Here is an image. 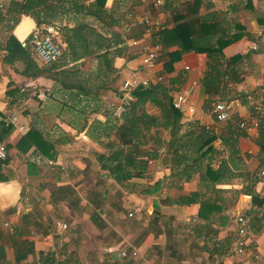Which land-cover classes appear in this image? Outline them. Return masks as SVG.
I'll list each match as a JSON object with an SVG mask.
<instances>
[{
	"label": "crops",
	"instance_id": "obj_1",
	"mask_svg": "<svg viewBox=\"0 0 264 264\" xmlns=\"http://www.w3.org/2000/svg\"><path fill=\"white\" fill-rule=\"evenodd\" d=\"M13 1L20 0H0V120L3 118L14 126L3 141L7 145L10 161H0V246L4 249L0 264H264V205H252L248 194H240L233 204L220 212L215 211L211 220H199L198 203L170 205L157 201L155 211V196L127 189L131 183L117 184L105 171L101 172L102 177L98 181H92L93 177L87 176L93 173L88 171L89 159L75 151L74 147L94 146L95 137H98L93 134L95 118L88 117L87 122L83 121L80 125L66 120L68 93L65 94L54 84L59 82L50 76L30 78L22 75V61L13 65L2 61L6 37L13 34L38 63L43 64L32 46L27 44L30 34L37 27L35 19L29 14H21L14 23ZM115 1L106 0L105 5L114 6ZM222 1L226 5L230 2ZM251 4L254 21L246 27L247 34L223 49L226 57L252 51L247 59L238 62L242 80L236 84L240 85L242 93L248 94L247 98L251 92L243 88H259L261 94L264 90V47L260 35L264 23L258 20H264V0H251ZM69 13L76 14L74 11L58 13L50 23L60 28L55 37L60 47H64L61 34L67 30L57 20L64 19ZM143 14L137 18L140 31L139 21ZM134 26L126 25L130 27V32ZM137 38L140 39L141 35ZM255 42L259 43L258 48L252 49ZM173 49L176 48L169 50ZM79 61L60 62L55 69L58 71L61 66L60 71L68 70L70 67L64 66L71 64L72 67ZM206 62L205 53L186 52L174 62L171 72V75L183 77L177 85L178 91H189L188 104L202 115L206 111L202 109L206 95L202 92L201 77ZM186 65L189 66L187 70L184 69ZM114 66L127 77L132 69L141 68L140 55L130 59L117 57ZM156 68L161 73L165 72L161 58ZM146 71L141 75L146 76ZM72 75L68 73V76ZM79 85L88 91L84 85ZM231 85L228 83L227 87ZM57 89L58 96L57 92L53 93ZM231 102L232 113L240 118L251 117L247 107L236 97ZM235 102L237 107L234 111ZM261 102L263 105V98ZM74 112L82 114L81 111ZM43 119H54L56 125L50 128L44 125ZM210 120L216 122V127L220 125L214 118ZM21 125L27 126L28 130L31 125L41 128L45 136L55 142V157L43 155L35 146L25 154L18 152L28 140V130H21ZM257 137V130L240 136L238 147L245 164L251 169L249 172L258 178L255 191L264 198V177L261 175L264 155L257 144ZM216 141L219 145L215 144ZM216 141L214 145L220 146V140ZM37 154L66 164L65 171L58 165L35 161L38 174L28 175L27 161H33ZM5 173L10 179L4 178ZM86 176L95 183H84ZM110 182L118 188H111ZM241 187L234 186L235 189ZM239 215L246 218V244L242 251L238 250L235 242L239 226L236 218ZM58 222H65L69 228H61ZM123 250L126 255L122 254Z\"/></svg>",
	"mask_w": 264,
	"mask_h": 264
},
{
	"label": "trees",
	"instance_id": "obj_2",
	"mask_svg": "<svg viewBox=\"0 0 264 264\" xmlns=\"http://www.w3.org/2000/svg\"><path fill=\"white\" fill-rule=\"evenodd\" d=\"M229 1V9L226 12H235L241 9L253 11L251 0ZM170 3L165 0L166 7H169ZM191 3L190 11L187 13L174 8L172 14L174 24L171 27L166 28L163 23L152 33L151 43L159 44L162 47L163 53L160 58L163 60L164 71L170 75L167 83L164 80L151 81L149 86L135 88L131 92L134 100L126 102V107L115 119L114 124L109 126L108 119L105 120V123H101L105 124L102 126L105 134H109V129L115 131L117 143L110 142L107 145L110 149L109 152L96 153V160L99 170L107 172L113 181L123 186L130 184L134 178H143L148 168V161L159 158L163 148V162H166L167 166L174 170L171 175H174L177 180L174 186L178 182L189 181L195 174H198L202 185V189H195L180 194L176 198L167 199L166 203L170 205L198 203V219L211 220L215 211L220 212L226 207L228 202H224L226 197L223 195L226 192H230L232 198H237L242 193L248 194L251 196L252 205H264V198L255 191L258 178L254 174H250L248 183L239 189H223L216 186L227 184L233 178L247 174L245 171L236 172L240 169L241 164H239L241 157L238 138L246 136V131L239 127L238 121L241 118L235 113H232L231 118L219 131L209 128V125L201 124L198 119L185 125L182 121L184 116L182 111L173 106L174 95L179 88L177 85H180L183 77L171 75V72L174 62L183 53L190 51L205 53L207 62L201 77V87L206 98L202 109L210 111L218 99L230 103L236 97L229 93L228 83H238L242 80L238 62L247 59L252 51L226 57L223 49L244 37L247 34L246 26L243 23L228 20L227 13L211 9L213 3L210 0L207 4V8L210 10L205 13L199 11L202 0H192ZM105 4L106 0H90L89 2H85V0H20L12 3L14 23L19 15L29 14L39 27L42 24H50L58 13L74 11L94 19L102 28H105V31H101L87 20L62 27L67 30L61 34L64 47H61L59 57L63 59L62 62L78 61L86 57L98 58L100 62L96 75L100 78V82L94 84L88 91H85L81 85L71 81L67 82L65 78L58 76L63 73L68 77V73H70L67 69L61 70L60 73L55 69L59 58L51 63L39 64L13 34H9L4 42L3 63L13 65L16 61H22L24 67L20 73L26 77L50 76L64 89L71 92L75 90L74 93H71L73 95L78 96L81 93L85 96L91 94L95 96L98 90L105 86L104 83L108 81L110 75H113V78L120 75V70L113 65L114 57L130 59L138 55L137 53L127 54L128 45L126 42L128 38H137L141 35V31L139 36H135L129 35L126 31L113 29V27H119V20L114 15L116 5L107 7ZM258 20L264 23L262 18ZM129 24L136 25L137 21L133 20L127 23V25ZM172 47L176 49L169 50ZM142 52L140 50V53ZM71 97L74 98L72 95ZM240 97V103L249 109L250 116L258 118L257 144L264 155V111L256 110L254 104L249 105L246 94L236 98ZM151 102L155 104L157 112L147 111L146 105ZM69 107L76 109L71 105ZM81 112L86 114V111ZM84 122H87L86 115ZM97 122L100 123L95 119L94 124L96 125ZM85 123L82 125L83 129ZM13 128L14 126L3 118L0 120V144H4L3 141ZM26 135L27 144L18 152L25 154L35 146L43 155L55 157V142L46 137L41 128L31 125ZM164 135L167 137L165 138ZM95 138L98 140V137ZM217 139L220 140L221 147L214 145ZM5 146L7 149L6 144ZM225 152H227L226 156ZM0 161L9 162L10 156L7 154L4 159L0 158ZM37 167L35 161H27V174H38ZM4 178L10 179L6 173ZM163 179L164 177L157 179L153 184L141 189L140 192L149 196L157 195L161 191ZM154 203L156 204L155 211H157V201ZM0 256L4 258V249L1 246Z\"/></svg>",
	"mask_w": 264,
	"mask_h": 264
},
{
	"label": "rangeland",
	"instance_id": "obj_3",
	"mask_svg": "<svg viewBox=\"0 0 264 264\" xmlns=\"http://www.w3.org/2000/svg\"><path fill=\"white\" fill-rule=\"evenodd\" d=\"M90 0H85V2H89ZM170 1V6L166 7L165 6V0H162L160 3L157 2V0H116L114 2V6L116 5V13H114L115 17L118 18L119 20V27H113V29L118 30V31H126L127 27V23L134 21H137V18L139 17V15H141L142 13L144 14H148V15H152V16H158L160 22L164 25V27L169 28L174 24L173 18H172V14H173V10L174 8H177L179 11L183 12V13H187L190 11V6H191V2L192 0H168ZM212 1V0H211ZM221 1V2H219ZM213 2V1H212ZM207 4L208 1L207 0H202L201 6L199 8L200 13H205L207 12L208 9L207 8ZM211 9H217L222 11V13H227V19L231 20L233 22H238V23H243L246 25V27H250L252 25V21H254L253 19V15L250 11L245 10V9H241L239 12H226V10L229 9L228 4L226 5L225 1L222 0H217L216 2H213V7ZM259 9V7L257 8ZM82 20H87L89 23H91L92 25L96 26L97 28H99L101 31H105V28H102L99 23L97 21H95L92 18L89 17H85L82 16L81 14H67V16L64 19H58L57 21L61 24H68V25H73L78 21H82ZM156 31V28H155ZM126 32H128L129 35H135L137 33L140 32V27L136 24L133 27V30L130 32L129 30H127ZM130 32V33H129ZM128 35V36H129ZM130 39V38H129ZM129 39H127V54H134L137 53L138 55H140V50L143 49V47L149 45V43L151 44V40H152V32L149 33V35H147L143 40H141L140 44H133ZM129 42H131L130 44L133 45H129ZM162 50L159 53V61H160V56L162 55ZM115 58H113V65H114V61ZM59 60V61H58ZM57 60L58 64L60 62H62L63 59H61L59 57V59ZM65 63L68 61H64ZM100 64L98 58H94V57H86L84 59H81L79 62H76L75 64H73V66L71 67L69 64V66H64V67H70V69H68V71L71 73H73L72 76H65L63 73L60 75V77L65 78L67 82H73V83H78V84H82L85 86V89L88 88L91 89L93 87L94 84L100 82V78H98L97 75V70H98V65ZM60 69L61 66L58 67V73H60ZM137 69L140 73H143V69L142 68H135ZM134 69H132L129 73V75H131V73L133 72ZM76 71V72H75ZM147 73V77L150 79V81H157V76L161 75L163 76V79L165 83H167L168 78H169V74H166L165 72L161 73V70L156 68L153 71H146ZM129 75L126 77L124 74L120 73V75L117 78H113V75L109 76V79L107 82H105V86H103V88L99 89L98 92L96 93V95H90V96H85L84 94H79L78 96L73 95L71 93H74V91H69L64 89L59 83H54L57 87H59V89L62 92L68 93V97L66 98V102H67V107H66V111H68L66 120H72L71 122L74 121V123L76 122L77 125L82 124V122L84 121V116L82 113L81 115L79 113L74 112L75 110L80 112V111H86L87 118H95L97 119V121H100V123H96L95 125V130H94V135L98 136V140L95 141L94 146H85V145H79L76 148L75 151H78L80 153H82L81 155H85L84 157L88 158L87 160L89 161L87 163V167H88V171L90 170V172L93 173H88L89 175L87 176H92L93 180H97L99 179V177H102V173L103 172L101 169L99 170V165L97 163L96 160V153L100 152V153H106L109 152L110 149L107 146L110 142H115L117 143V138H116V133L114 130L110 129L109 134L106 135V132H103L102 130V124L101 123H105V120L108 119V125L110 126L111 124H114L115 119H117L120 115V113L124 110V108L126 107V102L127 101H132L134 100V98L132 97V95L130 94V97H128V92H124V89L122 88V84L125 81L126 78L129 77ZM231 88L230 90V94H236V97L242 94H245V92L242 93V91H240V85H237L236 83H232L231 86H229ZM239 89V90H238ZM253 88H243L242 90L251 92L249 93L250 97L247 98L248 99V103L249 105L254 104L255 109L258 111L263 110L264 111V107H262L260 109V105H261V99H262V94L260 93L261 90L259 88H255L254 90H252ZM57 92V93H56ZM54 94L56 93V96L59 95V90L57 89L55 92H53ZM74 96L73 97H71ZM248 95V94H246ZM49 96V95H48ZM190 96V95H189ZM44 97V96H43ZM64 99V98H63ZM238 102H241V97L238 98ZM73 106L76 107V109H71L69 106ZM237 107V103L235 102L234 104V111ZM78 109V110H77ZM93 109H98V110H94ZM146 109L149 112H157V109L155 108V104L154 103H148L146 105ZM247 112H249V109L247 108ZM185 117V118H184ZM198 119L200 121L201 124L208 126L209 128L211 127V129L213 130H217L219 131V129H222L223 125L226 122H218V125L216 127V122H212L210 120V118L208 116H204L201 114V112L197 109H195V113L192 116H183L182 121L185 123H189L192 122L194 120ZM44 120V125H47L48 127L52 128L56 125V122L54 121V119H43ZM107 124V123H106ZM105 126V124H103ZM106 131V130H105ZM164 137L166 138L167 136L164 135ZM83 138V137H82ZM80 144V143H78ZM215 144L219 145L218 141L215 142ZM150 145V144H149ZM218 147H221L218 146ZM163 148L160 151V156L159 158H155V159H150L148 161V168L146 170V172L144 173V177L140 178V179H134L132 180V184L129 185L127 187V189H131V190H138L141 191V189L147 187V185L149 184H153L157 179H160L162 177H164L163 179V185L161 187V191L157 194L154 195L156 201L161 202V204H165V202L167 201V199L170 198H174L175 196H177L178 194H182V193H188L189 191H192V189H202V185L201 182L199 180L198 174H195L189 181L187 182H178L175 186L174 183L177 182V180L174 178V175H171L172 171H174L173 169H170L169 166H167L166 162H163L164 158H162L164 156L163 153ZM225 156L227 155V152H225L224 154ZM239 155L241 157V159H239V164H240V169L236 170V172L239 171H245V173L242 176H237L235 178H233L229 183L227 184H219L216 185L219 188H223V189H229V188H234V186H239L242 185L244 186L246 183H248L249 179V175L251 174L249 172V170L251 171L250 167L248 164H245V159H243L241 153L239 152ZM238 164V165H239ZM66 164H64L65 166ZM215 165H216V161H215ZM66 167V166H65ZM65 171V170H63ZM91 174V175H90ZM87 176L85 177V181L84 183L88 184H93L95 182H91L87 179ZM91 178V177H90ZM134 183V184H133ZM101 184V183H100ZM109 186H111V188H118V186L116 184H113L112 182L109 183ZM116 188V189H117ZM122 188V187H120ZM235 189V188H234ZM129 191V190H127ZM223 195L226 197V200L224 202H228L226 207L229 206V204H233L234 200H236V198H232V195L230 192H226L223 193ZM150 202V201H149ZM68 225V224H67ZM69 228V225L67 226ZM67 228V229H68ZM66 229V230H67Z\"/></svg>",
	"mask_w": 264,
	"mask_h": 264
},
{
	"label": "built area",
	"instance_id": "obj_4",
	"mask_svg": "<svg viewBox=\"0 0 264 264\" xmlns=\"http://www.w3.org/2000/svg\"><path fill=\"white\" fill-rule=\"evenodd\" d=\"M162 0H157V2H161ZM141 25V38H128L133 44H140L141 40H143L150 32H154L162 25L158 16H152L148 14H143L140 19ZM60 28L57 24H42L39 27H36L34 31L30 34L28 38V43L30 44L35 52V54L39 57V59L44 63H51L57 60L61 54V47L56 41V35L58 34ZM130 30V27L127 28ZM260 35L262 37L261 43L264 47V27L260 30ZM129 42V45L132 43ZM131 43V44H130ZM25 44V43H24ZM259 43H254L252 45V49H257ZM133 46V45H131ZM161 45L149 43V45L143 47V52L140 54V66L143 70H154L157 67L159 60V53L161 51ZM189 68L188 65L184 67L185 70ZM163 76L158 75L157 81H161ZM150 79L147 76H142L141 73L134 69L131 75L125 79L122 84V88L124 92H128V97L130 94L132 95V90L139 86H149ZM263 94V105L264 107V90ZM188 96L189 91L180 90L177 91L174 95L173 106L180 111H182L183 115L192 116L195 113V108L192 105L188 104ZM38 97H41V94H38ZM204 116H208L209 118H214L217 122H226L231 118L232 115V102L227 103L225 101H217L213 104V108L210 111H204ZM13 121L15 118L12 119ZM258 118L257 117H249V118H241L238 121V125L241 129L246 131V133H251L254 130H257L258 127ZM20 129L23 131H27L28 127L25 125H21ZM83 138H85L83 136ZM7 155V149L5 144H0V158L4 159ZM33 161H37L40 163H45L48 165H58L60 169L65 170L66 167L63 163L57 162L50 158L44 157L41 154L35 155ZM261 175L264 177V171L261 172ZM129 215H132L129 213ZM239 226L237 229V237L236 244L238 246V250L242 251L245 246V226H246V218L242 215L237 216L236 218ZM58 225L61 228H67V224L65 222H58ZM123 255H126V251L123 250ZM133 255L136 254L135 251L132 252Z\"/></svg>",
	"mask_w": 264,
	"mask_h": 264
}]
</instances>
